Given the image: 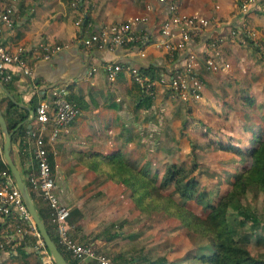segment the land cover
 Wrapping results in <instances>:
<instances>
[{
  "label": "crops",
  "instance_id": "obj_1",
  "mask_svg": "<svg viewBox=\"0 0 264 264\" xmlns=\"http://www.w3.org/2000/svg\"><path fill=\"white\" fill-rule=\"evenodd\" d=\"M8 1L0 0V10ZM83 2L85 6L82 10L87 14L85 22L80 18V11L68 5L67 0H15L11 13L12 25L0 24V43L9 47L15 44L25 46L24 59L30 67V74L24 73L15 64H9L11 72L9 79L0 81L2 84L0 111L8 129L11 130L10 157L24 179L23 175L35 168L30 154L20 148L22 141H29L24 129L34 122L29 108H33L36 101L41 98L50 100L53 88L59 86L65 89V96L78 106V114L60 127L55 138L48 144L51 171L57 195L68 208L65 221L70 235L78 241L90 243L96 250L101 251L117 236L111 237L108 228H101L99 225L104 223L103 219L107 217L101 209L106 206L103 201L106 203L109 198L102 193H108V187L113 184H118L122 191H127L121 182H116L106 175L109 163L102 160L101 155L116 149L124 152L125 143L133 138L128 137L130 134L128 136L124 134V128L137 129L139 124L144 126L146 122H152V112H156L157 106L165 99L173 96L164 83L158 82V77L165 78L179 68L182 52L170 55L151 42L152 38L157 36L161 19L166 15V9L157 0H83ZM176 2L181 12L209 16L213 19L209 26L188 42V47L196 54L194 67L199 73L202 86L204 87L205 82L201 75L205 77V74L211 79L213 77L217 86V91L212 95L202 92L201 86L200 103L202 102L206 109L211 106L212 97V111L215 108L219 109L221 101L219 96L229 91L225 100L232 94L236 97L237 85L234 83V87L232 86L235 78H231L232 81L224 78L235 74L228 73V66L206 68L203 58L211 51L209 45L213 37L219 36L222 40L221 35L241 19L242 14H238L235 8L236 0H176ZM256 4L258 7H254ZM258 4L260 3H251L246 17L259 22L257 27L259 26L260 32H264V15L258 10ZM134 14L146 16L143 23L137 26L147 30L149 41L141 43L139 40H132L112 48L84 46L77 42L80 35H87L101 26L124 20ZM139 34L137 32V35ZM208 39H211L210 43ZM220 40L218 41L224 54L222 58L226 61L228 59L225 54L229 50L226 45L241 49L244 57L250 54V48L244 49L229 36L228 31L222 44ZM39 41L66 42L69 45L61 47L49 57H43ZM104 59L136 65L148 78L152 74L150 79L153 82V93L150 102L136 103L141 89L140 84L132 79L126 70L117 71L113 78L108 77L100 65ZM91 66L94 68L90 69ZM207 86L210 87L209 84ZM7 99L11 101L10 105L7 104ZM186 117L189 118V115ZM190 118L193 117L190 115ZM157 121L161 122V119L158 118ZM219 128L225 130L222 126ZM125 154L123 156L127 157V160H132L130 154ZM0 157L3 160L1 133ZM145 158L146 152L143 151L142 157L138 158V165L146 164ZM33 194L38 198L39 210L47 226L54 231L57 240L56 231L48 214L49 208L41 203V198L34 191ZM125 204L126 202L123 203ZM126 206L128 207L127 204ZM4 224L1 221L0 235ZM29 239L30 236L26 235L20 241L12 243L8 252L0 251V262L43 264L34 250L32 240ZM20 242L23 244L16 251V245ZM157 256L169 260L164 254ZM121 258L125 262L130 260V256L125 257L124 254ZM132 260H135V256ZM122 261L118 264H122Z\"/></svg>",
  "mask_w": 264,
  "mask_h": 264
},
{
  "label": "rangeland",
  "instance_id": "obj_2",
  "mask_svg": "<svg viewBox=\"0 0 264 264\" xmlns=\"http://www.w3.org/2000/svg\"><path fill=\"white\" fill-rule=\"evenodd\" d=\"M70 1L67 0V4L73 6ZM259 3L258 10L264 15V0H261ZM248 11L238 13L242 14V18L233 23V26L227 28L221 35L222 40L217 36L210 43L211 39H208L211 51L217 50L221 56L224 55L221 50L222 45H220L218 40L222 44V41L226 38L227 31L229 36L235 41H237L236 36L242 40L238 43L244 49L250 48L249 42L246 39L252 41L264 40V35H262L264 32H260L259 26L257 27L259 22L246 17ZM205 18L208 22L204 29L213 22V19L209 18V16ZM232 28L235 30L233 33L231 32ZM236 29L238 30L236 31ZM226 47L229 49L228 53L225 54L226 59H228L227 70L229 74H235V76L229 75L224 76V78L230 81H232L231 78H235L232 81V86L234 87L239 72L243 70L244 73V68H246L249 61L248 71L254 79L252 70H255V59L251 56L245 58L242 53L243 51L239 48H230L229 45H226ZM261 50L264 55V45L261 46ZM201 76L203 82H205L204 87L202 86V92L210 93L211 95L215 93L217 91L215 79L212 76L211 79L207 74H205V77ZM242 76L245 77L244 74ZM249 78L248 75L244 79L248 80ZM261 81H264L263 75L257 76L255 81H253L257 86V90L264 88ZM239 90L243 93L246 92L245 88H239ZM262 92L258 91L256 94L257 100H260V103L249 104L248 110L245 111L244 123H257L254 126L256 129L258 128V132L264 137V94ZM201 98L200 96L197 99H182L173 95L165 99L163 103L157 106L156 112H152V122H146L144 126L139 124L137 129L136 127L135 129L134 127L124 128V134L126 136L130 134L128 137L133 138H130L131 141L125 143L124 152H120L121 154L126 153L125 155L130 154L133 161L139 162L138 158L142 157L143 151H145V163L149 167V169L147 168L148 173L156 174L158 179L165 165L171 160L176 163L185 162L189 165L187 156L193 148V152L195 151L198 156L197 160H201L199 162L198 177L203 182L204 188L207 187L208 183L206 200L215 203L220 194L229 186L232 179V174L228 173V171H222L223 169L221 170L220 165L225 166L227 170H232L236 158L240 162L244 160L246 162L247 156L243 155L245 153L243 150L239 154L233 155L232 152L222 151L213 147V139L218 138L219 127H215L212 133H208L207 131L201 132L197 128V124L200 122H212L209 117L214 116L212 114L213 98L210 97L211 106L206 109L203 107L202 102L200 103ZM234 100L235 97L232 94L226 101L233 104ZM187 114L193 117L192 121L194 122H181L184 121L183 119H186L185 116ZM158 118L161 119V122L157 121ZM258 125L261 126V130ZM222 131L225 134L229 133L226 129ZM220 139L225 138L220 136ZM140 153L141 155H139ZM229 156L237 157L230 158ZM141 160L144 162L143 158ZM245 162L241 164L244 167L247 165ZM229 163L232 164L229 165ZM23 177L27 181L25 175ZM166 187L163 192H171V185H167ZM107 190L108 193L102 194L108 195L109 198L106 203L105 200L103 201L106 206L101 209L104 214H107V217L103 219L104 223L99 225L101 228H108V234H111V237L117 236L112 238L101 251L111 256L115 264L122 261V254L125 257L135 256V260L122 261V264H152L150 263L151 258L158 254L166 255V259L169 260H162L154 264H208L196 258V253L209 250L211 242L208 236L202 235L192 228L187 229L182 223L171 219L163 212L158 213L157 210H153L149 217H139L136 209L126 206L127 202L130 201L128 191H122L118 184L111 185ZM31 198L35 208H39V200L35 194L32 193ZM239 199L242 204L241 210H229L226 215L230 222L229 227L240 244L245 246L250 253L264 257V197L253 187H247ZM40 201L42 204H45L42 200ZM124 202H126L125 205H123ZM185 206L200 216H203L207 211V209H204L193 200L185 201ZM155 211L157 213H154ZM238 217H243V222L238 221ZM28 236H30L29 240H33L32 234ZM6 246L9 247V245ZM118 252L120 254L116 256ZM65 255L66 257L68 256L66 252Z\"/></svg>",
  "mask_w": 264,
  "mask_h": 264
},
{
  "label": "built area",
  "instance_id": "obj_3",
  "mask_svg": "<svg viewBox=\"0 0 264 264\" xmlns=\"http://www.w3.org/2000/svg\"><path fill=\"white\" fill-rule=\"evenodd\" d=\"M15 0H9L0 10V24L12 25L11 13ZM166 9V15L161 19L157 36L151 42L165 50L170 55H181V65L174 73L167 77H158V82L164 83L171 93L182 99H197L201 96L202 82L198 71L194 67L196 54L188 47V42L202 32L208 22L204 16L181 12L176 0H157ZM254 0H237L238 13L246 12ZM74 4V1H71ZM146 6H149L146 4ZM146 19L144 14H134L128 18L93 30L87 35L77 37V42L84 46L108 47L122 46L129 41L139 40L141 43L149 41L148 32L144 27H138ZM238 29H236L237 31ZM235 31L233 28L231 32ZM137 32L140 34L137 35ZM235 36V35H233ZM41 55L49 57L51 53L69 44L48 43L39 41ZM26 48L22 44L12 47L0 43V81L10 77L9 64L17 65L30 74V67L24 59ZM203 62L206 68L216 69L228 66L217 50L210 51ZM106 75L113 78L119 70H126L130 77L136 80L141 88L152 95V80L143 74L138 66L104 59L100 62ZM94 67L91 66L90 69ZM50 100L39 99L32 108V124L24 129L29 141H22L20 148L28 152L34 165L33 171L25 174L27 186L34 191L50 210V221L57 234V243L67 253L71 264H114L111 256L96 250L90 243L74 239L67 228L65 221L68 208L60 201L55 190L51 171V162L48 155V144L55 138L60 127L66 125L78 114V106L65 96L62 86L53 88ZM5 224L0 235V251H9L6 245L18 242L26 235H33L32 245L43 264H54L31 216L22 200L21 194L15 185L10 172L0 169V223ZM70 264V263H69Z\"/></svg>",
  "mask_w": 264,
  "mask_h": 264
},
{
  "label": "trees",
  "instance_id": "obj_4",
  "mask_svg": "<svg viewBox=\"0 0 264 264\" xmlns=\"http://www.w3.org/2000/svg\"><path fill=\"white\" fill-rule=\"evenodd\" d=\"M71 1H74L72 5L80 11V18L85 22L87 14L82 10L85 3L83 0ZM260 1L254 0L253 2L258 3ZM254 7H258L257 4ZM236 37L237 42L242 41L240 38L238 39V36ZM246 40L250 45V54H247L245 58L251 56L255 59L254 63H256L254 66L255 70H252L254 79L248 71V61V65L244 68V73L241 70L240 76H237L238 78L235 80V84L237 85L235 102L231 104L225 100V97L230 93L229 91L224 95L222 94L219 96L221 98L219 109L215 108L212 111L214 116L209 117L212 122H200L197 124V128L201 132L207 131L208 133H212L215 127H224L229 133L225 134L220 129L218 131V138L213 139V147L222 151L232 152L233 155H237L243 150L245 151L243 155L247 156L246 162L245 160L240 162L236 158L232 170H227L225 166L220 165L221 170L223 169L222 171H228V173L232 174V179L229 186L220 194L215 203L206 200L208 183L207 187L204 188L203 182L198 177L199 162L201 160H197L198 156L195 151L193 152V148L187 156L189 165L185 162L176 163L171 160L165 165L158 179L156 174L153 175L149 172L150 175L148 173L149 167L147 164L138 165L137 161L127 160L128 158L124 157L119 149L101 155L102 160H107L109 163L106 175L116 182H121L127 188L130 199L127 205L129 208L136 209L139 217H149L153 210L162 211L171 219L185 225L187 229L192 228L196 232L209 237L211 242L209 250L196 253L198 260L208 264H264V257L250 253L245 246L240 244L239 240L233 235L229 227L230 222L226 217L229 210H241L242 204L239 198L244 194L247 187H253L264 197V137L258 132V128H255L254 125H257V123L253 124L247 120L246 122L248 123H244L245 111L248 110L249 104L260 103V100H257L256 96L258 91H263L262 93L264 94V88L257 90L255 82L253 83L257 76L263 75L264 77V55L261 50L264 40ZM250 64L252 65V63ZM243 74L245 77L242 76ZM248 75L250 78L248 80L244 79ZM150 77H152V74L149 75L148 79ZM261 83L264 86V81H261ZM239 88H245L246 94L241 92ZM150 98L151 94L141 88L136 103L140 104L144 102L148 104ZM7 104H11L9 99H7ZM183 120L181 122H194L190 116ZM259 127L261 130V126ZM220 136L225 139H220ZM229 157L235 158L237 156ZM244 162L247 163L245 167L241 165ZM231 164L229 163V165ZM0 169H6L9 172L8 166L1 157ZM26 184H28L27 181ZM167 185H171V192H163L167 188ZM28 190L32 197L33 191L29 188V185ZM187 200H193L204 209H207L206 213L200 216L187 208L185 206V201ZM38 209L36 208L37 213L42 219L49 236L66 261L71 264L64 250L57 243L54 231L47 226L43 215ZM48 214L50 215V210ZM237 220L243 222V217H238ZM22 244V242L17 244L15 250L18 251L20 249L19 246ZM116 256L118 255L116 254ZM133 258L134 256L130 257V259ZM162 260H165L163 256H156L151 259L150 263H159Z\"/></svg>",
  "mask_w": 264,
  "mask_h": 264
},
{
  "label": "water",
  "instance_id": "obj_5",
  "mask_svg": "<svg viewBox=\"0 0 264 264\" xmlns=\"http://www.w3.org/2000/svg\"><path fill=\"white\" fill-rule=\"evenodd\" d=\"M0 86L2 84L0 83ZM29 111L32 114V108H29ZM0 133H1V148H2V157L4 162L9 168V172L12 176V179L17 186V188L20 191L22 200L31 216V219L38 231V234L40 235L44 246L46 247L48 253L50 254V257L53 260L54 264H69L63 254L60 252L52 238L49 236L46 227L40 218V216L37 213V210L34 206L33 200L30 196L28 186L25 182V180L22 178V175L20 174V171L14 164L12 158L9 154V148H10V134L11 130L8 129L5 119L0 111Z\"/></svg>",
  "mask_w": 264,
  "mask_h": 264
},
{
  "label": "bare ground",
  "instance_id": "obj_6",
  "mask_svg": "<svg viewBox=\"0 0 264 264\" xmlns=\"http://www.w3.org/2000/svg\"><path fill=\"white\" fill-rule=\"evenodd\" d=\"M50 255V254H49Z\"/></svg>",
  "mask_w": 264,
  "mask_h": 264
}]
</instances>
